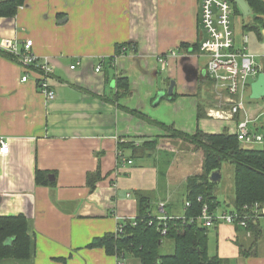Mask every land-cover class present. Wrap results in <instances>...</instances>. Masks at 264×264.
<instances>
[{
    "label": "crops",
    "instance_id": "1",
    "mask_svg": "<svg viewBox=\"0 0 264 264\" xmlns=\"http://www.w3.org/2000/svg\"><path fill=\"white\" fill-rule=\"evenodd\" d=\"M249 16L247 24L255 27ZM247 24L232 25L234 43L254 33L260 43L251 41L255 51L249 53L264 73V60H258L264 58V30L257 35L243 29ZM202 38L200 0H25L13 18H0V41L31 40L33 54L49 62L55 95L47 102L34 76L21 83V68L0 50V139L9 148L0 154V218H24L30 240L29 258L0 264H116L117 254L90 245L106 235L116 238L117 223L137 216V193L149 217L185 216L194 159L179 140L124 109L185 135L199 129L236 136L234 121L208 114L216 101L204 75L206 58L194 48ZM117 78L127 80L128 97H116ZM171 81L174 101L166 94ZM160 93L164 98L156 102ZM261 108V101L242 105L239 118ZM121 144L129 145L122 153L131 164L117 155ZM37 171L48 184L35 183ZM219 181L214 195L224 197L215 195V211H231L233 169L229 200ZM260 228L256 236L213 226L207 253L227 264H264Z\"/></svg>",
    "mask_w": 264,
    "mask_h": 264
},
{
    "label": "trees",
    "instance_id": "2",
    "mask_svg": "<svg viewBox=\"0 0 264 264\" xmlns=\"http://www.w3.org/2000/svg\"><path fill=\"white\" fill-rule=\"evenodd\" d=\"M234 11L238 14L239 8L235 0H227ZM250 10L252 24L244 25L243 29L251 30L258 35L259 27L264 30V1L244 0ZM25 0H0V18H13L19 7L23 6ZM122 48V47H121ZM121 48L118 49V53ZM197 52L199 47H194ZM117 53V54H118ZM116 97H128L130 95L128 82L124 78L116 79ZM176 95L169 98L174 101ZM166 99V96H165ZM168 99V98H167ZM125 112L138 119L157 126L170 134L172 138L186 140L196 150L204 155V173L187 184L186 202L190 204L186 208L185 220L172 218L166 222L167 234L162 237L159 230L163 227L161 222L153 221L148 226L145 221L148 212V204L141 205L143 200L140 194H136L138 210L136 226L127 223L122 236L113 237L106 235L95 239L90 247H103L108 254H117L126 257H135L138 264H227L224 259L209 256L207 253L208 229L201 227L196 221L200 215L201 208L206 205L209 211L214 212L219 203L214 195L215 184L208 181L209 174L213 170H219L224 163L230 164L234 177V208H240L254 202L264 203V146L262 148L244 149L239 144L236 136L223 132L221 135H208L196 129L193 134L185 135L176 131L172 126L157 123L139 113L124 109ZM199 111L197 118L199 119ZM121 150L129 145L121 144ZM37 185L48 184L47 180L40 181L37 171L35 176ZM93 182H89L92 190ZM192 220V221H190ZM249 230L256 233L261 232L260 225L250 223ZM172 241L174 252L171 255L161 256L159 248L162 240ZM30 255V240L26 233V222L24 218H0V261L3 259L24 260ZM241 255L242 252H241Z\"/></svg>",
    "mask_w": 264,
    "mask_h": 264
},
{
    "label": "built area",
    "instance_id": "3",
    "mask_svg": "<svg viewBox=\"0 0 264 264\" xmlns=\"http://www.w3.org/2000/svg\"><path fill=\"white\" fill-rule=\"evenodd\" d=\"M232 7L227 0H200V23L203 31V38L199 45V54L206 58L204 75L212 82L216 108L209 111V116L218 120H232L235 123V135L238 141L244 146L256 148L264 146V99L261 101L262 108L251 115L239 118L242 110V97L249 88V81L255 80L260 73L255 63V56L248 52L246 45L248 39L242 36L240 46L234 43L232 30ZM0 50L10 55L21 68L23 75L21 83H26L30 76L36 77V87L45 100L52 101L55 98L50 89L49 77L52 68L48 61L41 63L39 58L32 52V41L25 40L20 44L16 40L2 39ZM125 48L121 52H125ZM163 63V60H159ZM70 69H74L71 66ZM99 67L95 69L98 73ZM239 97V98H238ZM236 117H238L237 120ZM9 151L6 141L0 139V154H7ZM117 155L123 159V164H131V161L123 158L122 150ZM190 204L186 202L185 207ZM169 217H147L142 219L148 226L153 221L161 222L163 227L159 230L162 237L167 234L166 222ZM185 220V216L178 218ZM192 221V220H190ZM196 221L201 227L209 229L219 224H226L239 227L248 235L249 225L262 224L264 227V203L254 202L246 204L231 211L211 212L204 205ZM136 226V217L117 223L115 236H122L127 223ZM116 264H125L123 256L115 255Z\"/></svg>",
    "mask_w": 264,
    "mask_h": 264
},
{
    "label": "rangeland",
    "instance_id": "4",
    "mask_svg": "<svg viewBox=\"0 0 264 264\" xmlns=\"http://www.w3.org/2000/svg\"><path fill=\"white\" fill-rule=\"evenodd\" d=\"M231 18H232L231 19L232 25L234 27H238V25L240 26V24L243 25V24L250 23V19H251L250 16H243V15H240V14L239 15H235V14L233 15L232 14ZM246 36L250 40V42H248V45H246V48L249 49L248 52H253L255 45L253 47H251V41H253L254 43H257L256 45H259L260 42L257 40L256 35L254 33H252V32H246ZM250 49H251V51H250ZM260 58H258V60H264V58H261V59ZM258 103L260 104V101H255V100L252 101V100H250L248 93L243 95L242 105L244 107H247L248 104H258ZM260 122L264 123V119L261 120ZM173 139L174 140H179V143L183 144L182 147H185L186 148V152L189 155H191L192 158L194 159V160H192L191 163L196 164L195 166H193V168L196 169L195 173L189 175L187 177V179H186V190H185L186 197L185 198H187V193H188L187 184H188V181L190 179L195 178V177H199V176H201L204 173V169H203L204 155H203V153L201 151L196 150L191 144L186 142V140L179 139V138H173ZM239 144L244 149H253V148L244 146L240 142H239ZM256 148L259 149V148H261V146H257ZM217 186H218L219 189H221L224 192L225 198L228 197V200H229L230 197H231V192L233 191V187H232V166L230 164L224 163L222 165L220 181L217 184ZM225 190H226V192H225ZM215 195L224 197L222 194H219V195L215 194ZM218 199H219V197H218ZM229 202H227V203H229ZM169 248H170V250H169ZM172 248H173L172 241L169 240V239H163L161 247L159 248V254L161 256L172 254L174 252V251H172ZM127 263L128 264H130V263L131 264H138V260L135 257H132V256L126 257V264Z\"/></svg>",
    "mask_w": 264,
    "mask_h": 264
},
{
    "label": "water",
    "instance_id": "5",
    "mask_svg": "<svg viewBox=\"0 0 264 264\" xmlns=\"http://www.w3.org/2000/svg\"><path fill=\"white\" fill-rule=\"evenodd\" d=\"M235 4L237 5V7L240 9V11L244 16L250 15V10L244 0H235ZM174 85H175L174 81H171L166 93L168 97H170L173 94ZM163 94L164 93H160V96L158 97L156 102H158L161 98H164ZM249 99L255 101L264 99V73H259L256 79L250 84ZM219 179L220 178H219L218 170H213L209 174L208 181L211 184H216Z\"/></svg>",
    "mask_w": 264,
    "mask_h": 264
}]
</instances>
